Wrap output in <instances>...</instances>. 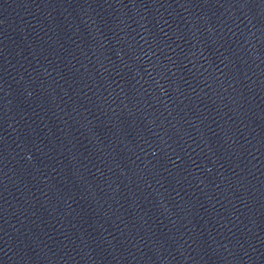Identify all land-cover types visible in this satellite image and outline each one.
<instances>
[{"label": "water", "instance_id": "water-1", "mask_svg": "<svg viewBox=\"0 0 264 264\" xmlns=\"http://www.w3.org/2000/svg\"><path fill=\"white\" fill-rule=\"evenodd\" d=\"M0 264H264V0H0Z\"/></svg>", "mask_w": 264, "mask_h": 264}]
</instances>
